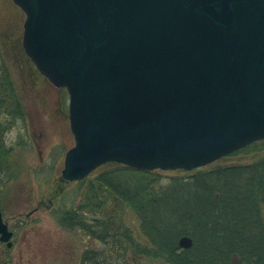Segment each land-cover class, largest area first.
Here are the masks:
<instances>
[{"label": "water", "instance_id": "1", "mask_svg": "<svg viewBox=\"0 0 264 264\" xmlns=\"http://www.w3.org/2000/svg\"><path fill=\"white\" fill-rule=\"evenodd\" d=\"M12 2L24 52L68 92L64 180L191 170L264 139V0Z\"/></svg>", "mask_w": 264, "mask_h": 264}, {"label": "trees", "instance_id": "2", "mask_svg": "<svg viewBox=\"0 0 264 264\" xmlns=\"http://www.w3.org/2000/svg\"><path fill=\"white\" fill-rule=\"evenodd\" d=\"M3 46L0 35V186L10 177L5 134L24 121ZM262 144L264 139L241 149ZM96 170L83 199L58 215L60 224L99 243L85 247L78 264H130L132 252L169 264H264V154L166 180L164 170L114 162ZM106 195L137 215L145 242L133 237L117 212L102 210Z\"/></svg>", "mask_w": 264, "mask_h": 264}, {"label": "rangeland", "instance_id": "3", "mask_svg": "<svg viewBox=\"0 0 264 264\" xmlns=\"http://www.w3.org/2000/svg\"><path fill=\"white\" fill-rule=\"evenodd\" d=\"M24 18L12 0H0V35L24 112V121H17L5 134L6 144L11 147L10 177L0 186V209L13 231L9 264H78L84 248L99 243L60 224L59 210L83 199L88 182L97 176L98 170L79 181L67 182L61 177L64 153L73 145L68 128V94L44 80L23 53ZM260 146L224 155L202 168L216 163L251 162L264 154V144ZM193 171L164 170L162 180ZM117 207L113 196L106 195L102 210L117 212L133 237L145 242L137 215L128 207ZM128 261L169 264L162 258L134 252L129 253Z\"/></svg>", "mask_w": 264, "mask_h": 264}, {"label": "flooded vegetation", "instance_id": "4", "mask_svg": "<svg viewBox=\"0 0 264 264\" xmlns=\"http://www.w3.org/2000/svg\"><path fill=\"white\" fill-rule=\"evenodd\" d=\"M23 53H24V51H23ZM25 54V53H24ZM27 57V56H26ZM28 58V57H27ZM37 70V69H36ZM39 73V72H38ZM40 74V73H39ZM41 75V74H40ZM43 78H44V80H46L51 86H53L54 88H56V89H65V88H63V87H57V86H55V85H53L52 83H50L43 75H41ZM68 128H69V125H68ZM69 131H70V128H69ZM70 134H71V131H70ZM71 136H72V134H71ZM72 138H73V136H72ZM0 211H1V218H2V221L5 223V224H7V227H8V229L9 230H11L10 228H9V225H8V223H7V221L3 218V214H2V210L0 209ZM12 231V230H11ZM12 236H13V231H12ZM9 248H10V246H8L7 245V242H5V241H2V240H0V264H9Z\"/></svg>", "mask_w": 264, "mask_h": 264}]
</instances>
